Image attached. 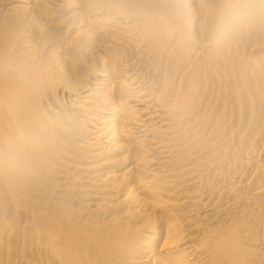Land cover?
<instances>
[{
    "label": "bare ground",
    "instance_id": "obj_1",
    "mask_svg": "<svg viewBox=\"0 0 264 264\" xmlns=\"http://www.w3.org/2000/svg\"><path fill=\"white\" fill-rule=\"evenodd\" d=\"M0 264H264V0H0Z\"/></svg>",
    "mask_w": 264,
    "mask_h": 264
}]
</instances>
